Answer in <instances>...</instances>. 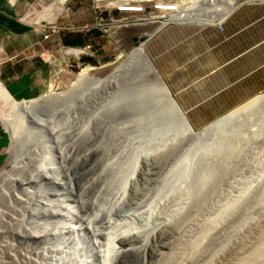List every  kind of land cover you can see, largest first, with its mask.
Returning <instances> with one entry per match:
<instances>
[{
  "label": "rangeland",
  "instance_id": "1",
  "mask_svg": "<svg viewBox=\"0 0 264 264\" xmlns=\"http://www.w3.org/2000/svg\"><path fill=\"white\" fill-rule=\"evenodd\" d=\"M58 1L56 5L47 2L37 10H41L40 14L44 11V18L52 11L48 19L51 21L60 6ZM239 1L242 0H222L220 17L207 22H223ZM198 19L206 22L202 17ZM136 33L121 35L119 47L104 36L110 53L101 65L90 62V67L101 70L127 56L131 69L136 70L133 74L148 67L165 82L154 59L156 52L151 51V44L158 38L163 44L158 53L165 63V35L148 40V57L144 56V60L150 61L146 63L136 49L139 34L143 33ZM140 41L143 43L144 38L140 37ZM87 67L56 72L46 93L67 89ZM107 84L93 83L68 103L75 107L70 118L73 121L68 125L73 139L62 146L68 160L51 171L59 174L63 185H49V195L31 191L30 201L28 194L22 193L20 198L29 204L26 210L16 205L14 211L0 204L4 220L12 228L24 234L42 231L47 237L43 243L33 244L0 225V264H44L49 257V264H264V93L221 117H191L193 124H189L195 134L211 131L191 142H185L170 122L154 125L145 120V136L148 135L141 141L144 136L139 133L138 137L136 131L134 136L125 135L124 125L134 127V123L121 119L120 134L114 131L98 159L85 137L95 111L117 94V88L108 90ZM11 97L0 82V115L11 130H18L21 140L28 141V147H34L28 159H39L38 164L43 159H60L56 147L50 144L47 128L63 113L37 114L31 110L42 99L35 104L32 100L39 97ZM136 120L139 125L143 121L139 115ZM185 129L194 136L186 125ZM6 133L0 124V135L7 138L0 147V171L8 160L10 136ZM148 153L155 155L142 156ZM67 167L73 180V196L66 189ZM15 174L18 173L11 176ZM70 205L72 215L68 218L63 213ZM54 210L61 214L51 217ZM39 248L45 252L44 261L34 257ZM64 249L68 251L65 257Z\"/></svg>",
  "mask_w": 264,
  "mask_h": 264
},
{
  "label": "crops",
  "instance_id": "2",
  "mask_svg": "<svg viewBox=\"0 0 264 264\" xmlns=\"http://www.w3.org/2000/svg\"><path fill=\"white\" fill-rule=\"evenodd\" d=\"M39 1L0 0V82L16 99L41 97L53 74L77 68L68 47L91 43L100 61L110 53L108 41L97 30L87 34L65 30L93 20L89 12L81 13L88 5L81 7L76 0L66 5L70 16L53 11L51 24L63 30L44 40L40 26L44 19L35 22ZM161 35L166 37L165 63L157 37L151 51L156 52L154 59L165 83L191 124V117H221L264 93V0L239 4L220 28H169Z\"/></svg>",
  "mask_w": 264,
  "mask_h": 264
},
{
  "label": "bare ground",
  "instance_id": "3",
  "mask_svg": "<svg viewBox=\"0 0 264 264\" xmlns=\"http://www.w3.org/2000/svg\"><path fill=\"white\" fill-rule=\"evenodd\" d=\"M45 1L46 0H41V2L38 5L42 6V4L45 3ZM56 1H58V0H56ZM58 3L60 6H59V8H56V9L58 11H61L62 6L65 3V0H59ZM53 5H56V3H54ZM226 6H227V4H226ZM37 7H39V6H36L34 8L36 12H37ZM217 11L219 13L221 12L220 7ZM212 16H214V15H212ZM36 19H37V24H38L44 19V16L42 14H40L39 16L36 17ZM214 19H215V17H214ZM160 28H161V25L144 26V27H140V28L131 27V28H123L121 30L114 28V29L110 30V36L114 37L115 40L118 39L119 42L117 40H116V42L120 44V40H122V39H120L119 37L121 35H124L127 33L131 34L132 32H138V33L142 32L143 34H141V35H147L148 39H149ZM148 39L146 41H144L143 43H140L136 46L137 47L136 48L137 54H140L139 58L141 56H143V60H144V56L148 57V53L146 52V49H145V45H146ZM132 47H134V46H132ZM149 59L150 58H148V60ZM146 60H147V58H145L144 61H146ZM147 61H146V63H147ZM130 62L131 61L128 59V57L124 56L123 60L117 62L114 65L106 66L105 68H103L101 70H96V69L90 67L91 65H88L87 68L82 70V72L78 76L76 82L74 84H72L70 87H68L67 89H65L61 92H57V93H55L53 91V89H51V90H48V93H45L43 96L32 100V103L35 104V103H38L42 99L41 102L38 103V108L36 111L37 114L39 112H42V111H47L49 116H52V114H54V112L57 113L58 111H59V114L63 113L61 115V117H59V119L56 122H54L55 120L52 121L51 125H48V128H47L48 129L47 133L52 138L50 144L52 143L51 145H54L56 147L55 152H56V154H58V157L60 159H43L41 164H38V162H37V161H40L39 159L37 161H34V159H28V157L32 153V151H33L32 149L34 147H30V146L28 147V145H27L28 141L27 140H21V138L18 136V130L17 131L15 129L11 130V128H9V126L5 123L6 121L3 120L2 116L0 115V124H1L4 132L5 133L7 132L9 134L8 136H10V144H9L8 149H6V152L8 153V160L5 164V166L0 171V204L3 203V205H6V207H9L12 210L14 209V206L16 207V205H17L21 208L24 207L23 208V210H24L26 208V206L29 207V204L20 198V195L22 193L28 194V198L30 201V198L33 197V193H31V191L38 190V191L44 193L45 195H49L50 189L47 188L49 185H58V186L61 185V183L59 182L60 181L59 180V174L57 172L52 173L51 171H53V169H56L58 167V165L63 164L64 162H66L68 160V157L65 156V154L68 155V153H64V150H63L64 148H62V146H64L65 143H67L68 141L73 139L72 133H71V131H69L70 130L69 128H71V127H68V125H70L69 122L73 121V120L70 121V118H72L75 114V107H73V105H71V106L68 105V103L72 102L73 99L78 94H80V92H82L85 87H90L93 85V83H100V82L101 83H108L109 87L107 89L109 90L112 87H115L116 84H118L119 80H124V79L131 77L133 75L134 71H136V70L131 69L132 67H130L131 66ZM140 62H141V60H140ZM133 64L135 65L136 63L134 62ZM147 66H148V64H147ZM139 67H141V66H139ZM114 82H115V84H114ZM67 105L69 108L67 107L66 109H63V107H66ZM23 111H25V110H23ZM29 113H30V111H29ZM59 114L57 113V115H59ZM24 116H21V117H24ZM53 116H55V115H53ZM21 119H23V118H21ZM235 121H237V120L235 119L233 122H235ZM22 122H24V121H22ZM210 132L211 131L207 132L206 134H208ZM191 133H193V135H194L193 138H195V139H199V138L206 135V134L201 135L199 133L195 134L194 130ZM188 135H189V133H188ZM189 136L192 137L191 135H189ZM50 144H49V146H50ZM51 152H53V151H51ZM14 173H18V174L11 176ZM65 175L67 176V179H68V182L66 181L67 182L66 189L68 190V194L70 196H73V194H74L73 180L70 176V170L68 167L65 170ZM63 187H62V190H64ZM7 191H9V192L7 193ZM67 198H69V197H67ZM41 204H43V203H41ZM70 207H71V205L67 206L65 213H63V215H65L68 218L72 215V212H71L72 208L70 209ZM14 211H15V209H14ZM59 214H61V213H59L57 210H54L51 214V217H57ZM5 216L6 215L0 210V225L4 226L2 228L8 230V232L10 234L18 236V237L22 238L23 240L30 241L33 244L43 243L45 241V239L47 238L46 235L44 234V232H42V231L33 230L34 232H28V233L24 234V232L20 231L19 229H14L15 226H14V228H12L10 223L7 224V222H5L6 221V220H4ZM37 216H38V214H37ZM26 229H28V228H26ZM30 231H32V230H30ZM47 231L48 230H46V232ZM190 242H187V244L190 245L193 243V242L192 243H190ZM26 243H28V242H26ZM8 247H9V244H8ZM66 250H68V249L66 248ZM38 252H40V248H39ZM38 252L34 253L35 259L38 261L39 260L44 261L46 259L45 252H43V253H41V252L38 253ZM67 252L68 251H65V249H64V252L62 254L63 257H65ZM50 258L51 257L47 258L45 260L46 263L44 261V264H49V262H51V260H52ZM10 259L13 260L12 257H10Z\"/></svg>",
  "mask_w": 264,
  "mask_h": 264
},
{
  "label": "built area",
  "instance_id": "4",
  "mask_svg": "<svg viewBox=\"0 0 264 264\" xmlns=\"http://www.w3.org/2000/svg\"><path fill=\"white\" fill-rule=\"evenodd\" d=\"M70 1L73 0H65L64 4L70 3ZM40 2L41 0L39 3ZM46 2L48 1H45L42 6L47 5ZM76 2L81 7L85 4L88 5L87 11L81 9V13L85 14L89 12L93 20L79 25H71L65 28V30L82 34L97 30L101 35L111 38L117 47H119V43L116 42L114 37L110 36V30L114 28L121 30L123 28L161 25V28L149 39L147 35H140L137 32L139 34L138 44H140V37H143L144 41L147 39L152 40L153 37L169 28H220L223 23L217 24V22H207L208 19L220 17L221 12L219 13L217 10L222 0H76ZM243 2L247 1H239L232 8V11ZM42 6L39 5L41 9L43 8ZM51 12L50 10L48 11L49 17L52 14ZM60 12L59 15L64 17L70 16L72 13L71 9L67 7L62 8ZM229 15H227V17ZM49 17L44 18V22L40 24L41 28L45 30L43 34L44 40H48L52 34L63 30L52 25L50 20H48ZM200 17L204 18L206 22L201 23L198 19ZM130 42H132V40H130ZM67 54L75 58L78 64L77 68L82 65H89L90 62L79 64V62H82L84 59L101 65V61L96 57L91 43H86L82 47H68Z\"/></svg>",
  "mask_w": 264,
  "mask_h": 264
},
{
  "label": "water",
  "instance_id": "5",
  "mask_svg": "<svg viewBox=\"0 0 264 264\" xmlns=\"http://www.w3.org/2000/svg\"><path fill=\"white\" fill-rule=\"evenodd\" d=\"M156 73L154 75L148 68L147 70L144 68L139 74L136 72L127 79L119 80L115 86L117 88L116 96L104 102L95 111L92 116L90 130L85 137L87 143L91 145L94 156L98 158L103 155L104 147L109 144L107 143L109 137L115 135L114 131L116 129L119 131L121 119L130 120L134 123V127L127 123L124 125L123 132L125 135L134 136L136 131L138 137L139 133L141 137L144 136L141 141L148 135L145 136L146 126L144 120L154 125H164L170 122L179 131L185 142L196 140L188 135L185 125L192 132L191 125L166 83ZM34 108L31 112H36L38 106ZM77 111L78 113L81 112L78 109ZM137 115L143 120L140 125L137 124ZM175 150L180 151L179 147ZM154 153L157 154L158 151ZM143 155L145 157L153 156L152 153Z\"/></svg>",
  "mask_w": 264,
  "mask_h": 264
},
{
  "label": "trees",
  "instance_id": "6",
  "mask_svg": "<svg viewBox=\"0 0 264 264\" xmlns=\"http://www.w3.org/2000/svg\"><path fill=\"white\" fill-rule=\"evenodd\" d=\"M7 142V138L4 135H0V147Z\"/></svg>",
  "mask_w": 264,
  "mask_h": 264
}]
</instances>
